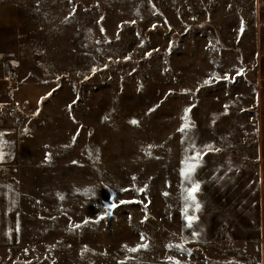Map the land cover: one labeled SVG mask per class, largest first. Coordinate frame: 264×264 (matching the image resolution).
<instances>
[{"label": "rangeland", "instance_id": "374dc122", "mask_svg": "<svg viewBox=\"0 0 264 264\" xmlns=\"http://www.w3.org/2000/svg\"><path fill=\"white\" fill-rule=\"evenodd\" d=\"M4 4L0 264H264V0Z\"/></svg>", "mask_w": 264, "mask_h": 264}, {"label": "crops", "instance_id": "0c3cea01", "mask_svg": "<svg viewBox=\"0 0 264 264\" xmlns=\"http://www.w3.org/2000/svg\"><path fill=\"white\" fill-rule=\"evenodd\" d=\"M3 8H0V33L3 34H8L9 32H6V29H10L11 27L15 26L14 21L16 19V13H15V8L13 5L7 4L4 6H2ZM6 37L3 36L1 38V41H6ZM2 53V52H0ZM2 57L3 55L0 54V63L2 62ZM0 179H3V183L0 187L1 191H0V206L4 205L5 207H8V212L6 215L5 220L9 217L11 211H13L15 209V197L14 195H11V192L13 190L10 189L11 187V180H10V176L8 174H4V173H0ZM0 221L4 222L6 224V221ZM13 226V223H12ZM4 227L6 228V230L10 233V230L8 229L11 228V224H6L4 225ZM1 235L3 234V231L1 230ZM6 248L5 245H0V249Z\"/></svg>", "mask_w": 264, "mask_h": 264}, {"label": "snow or ice", "instance_id": "6c2138e0", "mask_svg": "<svg viewBox=\"0 0 264 264\" xmlns=\"http://www.w3.org/2000/svg\"><path fill=\"white\" fill-rule=\"evenodd\" d=\"M133 124L137 123L136 121H132ZM181 132L184 131V128H181L180 129ZM3 158V155L2 153H0V160H2ZM198 159L197 156H194L192 158L193 161H196ZM195 167H196V163H191V164H188L187 165V171L182 173V175L186 176V178L188 179H191V173L195 170ZM199 190V185L198 184H195V186L192 188V190L189 192V194L185 197L186 200H191L193 202V204L195 205V209H199V204L196 202V198H195V195L194 193L196 191ZM115 207V205H111L109 206L106 214L107 215H111V208ZM185 215H186V218L188 220V226L191 227L192 226V222L193 220L195 219V217H187V209L185 210ZM103 218V217H101ZM136 249H133L132 251H135Z\"/></svg>", "mask_w": 264, "mask_h": 264}]
</instances>
